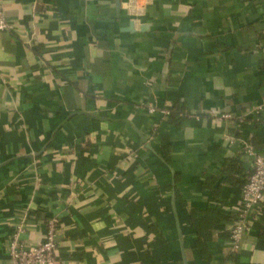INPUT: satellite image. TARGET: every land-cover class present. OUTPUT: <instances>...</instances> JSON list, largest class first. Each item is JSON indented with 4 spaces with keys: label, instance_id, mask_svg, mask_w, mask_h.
<instances>
[{
    "label": "crops",
    "instance_id": "1",
    "mask_svg": "<svg viewBox=\"0 0 264 264\" xmlns=\"http://www.w3.org/2000/svg\"><path fill=\"white\" fill-rule=\"evenodd\" d=\"M1 7L15 32L0 33V264L15 227L36 246L49 220L59 264H264V203L228 246L244 184L223 169L250 168L209 118L264 103V0ZM235 136L264 156L262 126Z\"/></svg>",
    "mask_w": 264,
    "mask_h": 264
},
{
    "label": "built area",
    "instance_id": "2",
    "mask_svg": "<svg viewBox=\"0 0 264 264\" xmlns=\"http://www.w3.org/2000/svg\"><path fill=\"white\" fill-rule=\"evenodd\" d=\"M15 32V25L6 19L0 0V33L10 34ZM149 114L158 113L162 118L170 116L167 108L157 109L147 106ZM157 111V112H156ZM187 118L198 120L195 113H184ZM210 119L223 122L226 126L223 140L231 145H238L239 155L246 161L250 173L246 183L242 186L239 196V204L234 209L235 219L229 229L228 246L232 253H237L243 237L250 232L256 211L264 203V156L256 151L254 146L245 139L235 136L248 123H257L264 128V103L254 105L249 110L237 113H212ZM57 223L49 220L46 223V234L43 241L36 246H28L22 239L24 233L23 224L15 227L8 239L7 253L12 264H59L56 257L57 250Z\"/></svg>",
    "mask_w": 264,
    "mask_h": 264
},
{
    "label": "trees",
    "instance_id": "3",
    "mask_svg": "<svg viewBox=\"0 0 264 264\" xmlns=\"http://www.w3.org/2000/svg\"><path fill=\"white\" fill-rule=\"evenodd\" d=\"M184 113H185V111H182L181 108H177V107L176 108H172L170 110V116L168 117L169 118L168 119L169 123L174 124V123L179 122L182 119H186L187 117L185 116ZM224 168H225V169H223L224 174L226 173L228 179L232 183H234L236 185H241V186L246 183V181L244 180V177H242L243 181L236 180L234 177H232L234 172H235L234 174H236V170H237V173L240 172V168L238 167L236 162L227 163V165ZM212 211L213 210H210L208 213H214ZM215 216L219 217V215L216 214V213H215Z\"/></svg>",
    "mask_w": 264,
    "mask_h": 264
},
{
    "label": "water",
    "instance_id": "4",
    "mask_svg": "<svg viewBox=\"0 0 264 264\" xmlns=\"http://www.w3.org/2000/svg\"><path fill=\"white\" fill-rule=\"evenodd\" d=\"M134 30V24H133V22H131L130 23V26H129V28H128V31H133Z\"/></svg>",
    "mask_w": 264,
    "mask_h": 264
}]
</instances>
